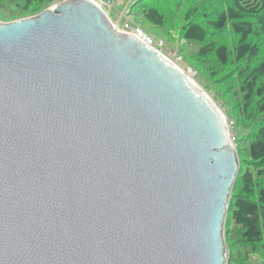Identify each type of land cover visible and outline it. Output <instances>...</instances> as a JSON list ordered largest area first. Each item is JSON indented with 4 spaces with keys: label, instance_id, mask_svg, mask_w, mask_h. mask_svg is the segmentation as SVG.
<instances>
[{
    "label": "water",
    "instance_id": "water-1",
    "mask_svg": "<svg viewBox=\"0 0 264 264\" xmlns=\"http://www.w3.org/2000/svg\"><path fill=\"white\" fill-rule=\"evenodd\" d=\"M223 113L93 0L0 20V264H226Z\"/></svg>",
    "mask_w": 264,
    "mask_h": 264
},
{
    "label": "trees",
    "instance_id": "trees-1",
    "mask_svg": "<svg viewBox=\"0 0 264 264\" xmlns=\"http://www.w3.org/2000/svg\"><path fill=\"white\" fill-rule=\"evenodd\" d=\"M55 1L0 0V17L23 18ZM130 10L178 37L197 77L209 70L231 86L240 171L226 241L231 264H264V0H136Z\"/></svg>",
    "mask_w": 264,
    "mask_h": 264
},
{
    "label": "rangeland",
    "instance_id": "rangeland-1",
    "mask_svg": "<svg viewBox=\"0 0 264 264\" xmlns=\"http://www.w3.org/2000/svg\"><path fill=\"white\" fill-rule=\"evenodd\" d=\"M136 0H122V4L119 5L118 10L120 12L131 9L132 5L134 4ZM54 4V3H53ZM53 4H51L49 7H51ZM48 8V7H47ZM46 9V8H45ZM44 9V10H45ZM43 10V11H44ZM42 12V11H41ZM120 12L117 11H111L110 15L114 19L120 18ZM40 12L33 13L30 15H27L25 17H31L39 14ZM23 17V18H25ZM129 17L136 23L141 24L143 29L149 33L155 35V37L158 40H163L165 42V47L167 48V51L171 53V51L177 50L179 57L177 60H175V56L172 53V58H169L177 67H179L183 73L191 79L201 90L205 92V94L213 101V103L217 106V108L223 113V115L226 118L229 130L231 132L232 141L237 146V130L235 127V122L233 118L231 117L230 109L229 107L235 106V99L232 97L231 94V86L230 85H223L222 83H219L215 81L216 77L211 74L209 70H204L203 76L196 75V70H194L191 66V64L184 61V55L180 53L179 46L181 48L182 42L178 39V37H175V32L173 33V36L175 38H172L169 36L168 32H166L164 29L157 27L153 23L149 22L145 17L138 16L135 14V12L130 10ZM20 19V18H19ZM1 21L4 22H10L17 19L9 20L0 17ZM168 56V55H167ZM176 62V63H175ZM239 153V152H238ZM240 158V154H239ZM224 236L225 240L228 238V226L225 223L224 228ZM226 248H227V260L226 264H231L230 256L232 254L231 248L228 246L226 241ZM255 264H260L256 262Z\"/></svg>",
    "mask_w": 264,
    "mask_h": 264
},
{
    "label": "built area",
    "instance_id": "built-area-1",
    "mask_svg": "<svg viewBox=\"0 0 264 264\" xmlns=\"http://www.w3.org/2000/svg\"><path fill=\"white\" fill-rule=\"evenodd\" d=\"M63 1H67V0H57L54 2L53 5L55 6L56 4L61 3ZM93 1L96 2L97 4H99L106 11L107 15L109 16V18L111 19V21L114 25L118 24V29L120 31L129 32L130 34L139 37L146 44H148V45L154 47L156 50H158L168 60H170L169 58L173 57L172 53L175 56V60L178 59L179 54H178L177 50L171 51V53H169L167 51V48L165 47V42L163 40H158L155 37V35L147 33L143 29L141 24L134 22L129 17L130 9H126L122 12H120V10H118L119 5L122 4V0H93ZM112 10L120 12V18L119 19H114L112 17V15H110Z\"/></svg>",
    "mask_w": 264,
    "mask_h": 264
},
{
    "label": "bare ground",
    "instance_id": "bare-ground-1",
    "mask_svg": "<svg viewBox=\"0 0 264 264\" xmlns=\"http://www.w3.org/2000/svg\"><path fill=\"white\" fill-rule=\"evenodd\" d=\"M191 80V79H190ZM192 81V80H191Z\"/></svg>",
    "mask_w": 264,
    "mask_h": 264
}]
</instances>
